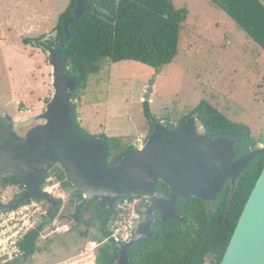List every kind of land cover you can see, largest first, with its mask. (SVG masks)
I'll list each match as a JSON object with an SVG mask.
<instances>
[{
  "label": "rangeland",
  "instance_id": "obj_1",
  "mask_svg": "<svg viewBox=\"0 0 264 264\" xmlns=\"http://www.w3.org/2000/svg\"><path fill=\"white\" fill-rule=\"evenodd\" d=\"M69 1L0 0V109L12 120L21 119L16 123L21 135L28 122L44 108L38 114L37 110L31 113L21 92L23 115L19 117L10 102L12 95L17 96L27 85L39 95L46 85L48 98L44 99L45 93L42 99L46 103L50 99L51 68L46 53L36 42H51L46 38L54 34L58 17ZM260 1L264 5V0ZM172 3L187 11L173 62L158 73L133 61L103 62L100 71L87 78L86 88L75 92L72 102L77 107L81 104L87 121L80 127L89 137L106 133L108 138L121 139L123 148L142 147L151 132L142 102L151 89L147 101L150 112L169 131L206 100L231 121L248 126L252 139L259 142L257 146L264 145V51L207 0H172ZM196 128L203 133L198 122ZM140 131L146 132L144 137L133 136ZM57 171L61 172L56 168L49 174L43 188L52 189L50 198L58 201L54 217L57 225L41 232L36 242L38 251L26 263L60 261L98 234L95 227L88 230L87 238L79 236L84 225L67 217L73 214L74 201L79 198L70 185L63 186L64 180L55 178ZM20 191L19 186L1 189L0 182V202H11ZM36 203L42 211L49 210L47 203ZM93 222L97 226L94 219ZM65 225L66 232L61 230Z\"/></svg>",
  "mask_w": 264,
  "mask_h": 264
},
{
  "label": "water",
  "instance_id": "obj_2",
  "mask_svg": "<svg viewBox=\"0 0 264 264\" xmlns=\"http://www.w3.org/2000/svg\"><path fill=\"white\" fill-rule=\"evenodd\" d=\"M88 0H74L69 17L62 21L64 37L57 41L55 32L46 39L52 45L37 41L46 53L51 68L52 95L44 111L32 118L24 134L17 124L0 114V177L14 178L21 192L0 210H12L29 201H43L52 210L58 201L43 191L47 175L58 168L64 181L81 194L74 201L73 214L66 215L79 224V212L84 203L96 200L100 209L111 212L109 227L117 220L113 210L119 198L138 194L147 206V220L136 226L132 239L119 247L116 264H128L127 250L144 238H152V216L156 211L163 222L179 220L178 201L199 199L205 203L216 200L229 181V200L236 182L250 163L264 156V145L256 146L236 158V142L228 137L212 138L199 133L196 116L169 131L159 121L151 123V132L140 148H134L114 164L107 166L106 140L89 137L77 131L71 94L79 80L68 74L61 55L70 38L69 26L90 10ZM151 89L145 96L150 98ZM160 182L168 192H155ZM219 264H264V166L255 181L232 236Z\"/></svg>",
  "mask_w": 264,
  "mask_h": 264
},
{
  "label": "trees",
  "instance_id": "obj_3",
  "mask_svg": "<svg viewBox=\"0 0 264 264\" xmlns=\"http://www.w3.org/2000/svg\"><path fill=\"white\" fill-rule=\"evenodd\" d=\"M207 2L211 7L222 11L264 51V5L260 0ZM88 3L90 10L69 26L70 38L61 49L68 74L79 80L78 88L71 94L73 102L75 92L86 88L87 78L97 74L105 61H133L153 68L156 73L173 62L178 54L179 33L186 20V9L176 8L172 0H88ZM73 6L74 0H70L65 11L58 17L53 31L57 41L64 37L62 21L70 16ZM25 41L31 43V40ZM48 44L52 45L51 42ZM73 105V123L77 131L89 136L80 127L77 105ZM142 107L150 132L151 123L157 119L151 114L147 101L142 102ZM190 115L196 116L204 134L212 138L224 136L234 140L236 158L244 156L259 143L252 139L248 126L231 121L206 100H202ZM188 117L182 119L178 126L185 123ZM99 137L107 143V166L133 150L132 146L123 148L121 139L104 135ZM263 166L264 156L250 163L237 180L230 200V184L227 180L213 202L205 203L195 198L187 203L180 200L179 220L163 223L155 217L152 224L153 237L141 239L127 250L128 264H219ZM57 172L55 178L63 182L62 172ZM48 178L49 175L46 180ZM0 182L1 189L8 186L20 187L14 178L0 177ZM68 185L70 184L63 183V186ZM76 195L79 199L82 197L80 193ZM122 198L132 201V197ZM56 213L57 211L49 209L43 222L22 240L20 247L25 253L24 262H28L38 251L36 242L39 235L52 224ZM85 216L89 218L84 220ZM110 218V211L100 209L96 200L84 203L80 208L79 219L85 229L79 231V236L87 238L88 230L97 227L98 234H94L92 239L101 240L107 237ZM118 253L119 247L107 242L99 247L97 262L116 264Z\"/></svg>",
  "mask_w": 264,
  "mask_h": 264
},
{
  "label": "built area",
  "instance_id": "obj_4",
  "mask_svg": "<svg viewBox=\"0 0 264 264\" xmlns=\"http://www.w3.org/2000/svg\"><path fill=\"white\" fill-rule=\"evenodd\" d=\"M43 191L49 196L52 193V189ZM48 211H42L36 201L24 203L12 210H0V264H30L23 261L25 253L20 244L30 231L43 222ZM121 212L115 223L109 227L107 237L87 241L75 253L52 264H98L97 253L100 246L112 242L121 247L129 242L134 235L138 214L133 203L124 205ZM51 225L56 226L57 220H53ZM61 230L68 231L66 225Z\"/></svg>",
  "mask_w": 264,
  "mask_h": 264
},
{
  "label": "crops",
  "instance_id": "obj_5",
  "mask_svg": "<svg viewBox=\"0 0 264 264\" xmlns=\"http://www.w3.org/2000/svg\"><path fill=\"white\" fill-rule=\"evenodd\" d=\"M48 69V68H47ZM46 69V70H47ZM48 71V70H47ZM43 89V88H42ZM29 91V92H28ZM19 94L16 96V94H13L12 95V99H11V103L13 104V106L15 107V110L16 111V115L17 116H22L23 114L21 113V104H20V101H21V92H23V96L25 98L24 102L26 103V106L30 109V112L32 113V110H37V114L40 113L42 111V109L44 108L45 106V103H46V100L44 101V99H46V97L48 96V90H47V86L44 85V89L42 92L38 94H34L32 92V88L30 85H27V86H24V88L22 89V91H18ZM17 92V93H18ZM46 93V95H45ZM42 95L44 96V99H42ZM48 98V97H47ZM0 114L2 115H6V116H9L8 113L6 111H3V109H0ZM85 112L81 106V104H79V106L77 107V118H78V121H79V124L80 126L83 125L84 121H86V118H85ZM15 123H17L18 121H21V119H18V120H13ZM82 127V126H81ZM146 134L145 131H140L139 133H137L136 135H133L134 137H144ZM102 135V134H100ZM98 135V136H100ZM104 136H106V133H103ZM132 145H136L134 143H132ZM137 148V147H136ZM75 253V252H74ZM73 254V253H72ZM71 255V254H70ZM69 255V256H70ZM68 257V256H67ZM66 258V257H65ZM64 259V258H63Z\"/></svg>",
  "mask_w": 264,
  "mask_h": 264
},
{
  "label": "flooded vegetation",
  "instance_id": "obj_6",
  "mask_svg": "<svg viewBox=\"0 0 264 264\" xmlns=\"http://www.w3.org/2000/svg\"><path fill=\"white\" fill-rule=\"evenodd\" d=\"M175 128H171L170 131L174 130ZM20 189H21V186H20ZM155 192L163 194V193L168 192V188L164 184L158 182L156 187H155ZM76 193H78V192H76ZM15 197L11 201H13L15 199ZM179 202H180V200L178 201V204H179ZM128 203H133V207H134L135 211L138 214V217L135 220L136 226L138 224H140V223L145 222L147 220V216H146L145 213H143V210L145 209L147 204L145 203V200L142 198V196L140 194H138L136 197H132V201L131 202H128L127 198H124V199L123 198H119L117 203L113 204V210H115L117 212V216L119 217L122 214L121 210L123 209V206L124 205L126 206ZM207 206L210 207V204H208ZM49 209H51V208L49 207ZM151 216H152V224H153L154 218L155 217L159 218V214L156 211H154V212L151 213ZM152 224H151V229H152Z\"/></svg>",
  "mask_w": 264,
  "mask_h": 264
}]
</instances>
